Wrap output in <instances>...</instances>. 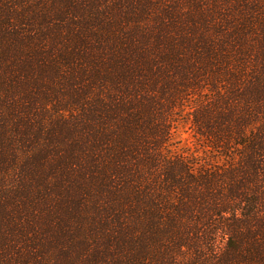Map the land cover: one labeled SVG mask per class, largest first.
I'll return each instance as SVG.
<instances>
[{
	"label": "trees",
	"instance_id": "16d2710c",
	"mask_svg": "<svg viewBox=\"0 0 264 264\" xmlns=\"http://www.w3.org/2000/svg\"><path fill=\"white\" fill-rule=\"evenodd\" d=\"M0 264H264V0H0Z\"/></svg>",
	"mask_w": 264,
	"mask_h": 264
},
{
	"label": "rangeland",
	"instance_id": "374dc122",
	"mask_svg": "<svg viewBox=\"0 0 264 264\" xmlns=\"http://www.w3.org/2000/svg\"><path fill=\"white\" fill-rule=\"evenodd\" d=\"M178 131V135L175 137V143L178 142L177 145L184 146L191 151H196L197 148L195 146L194 140L191 138L190 130L187 127L182 126V128H179Z\"/></svg>",
	"mask_w": 264,
	"mask_h": 264
}]
</instances>
